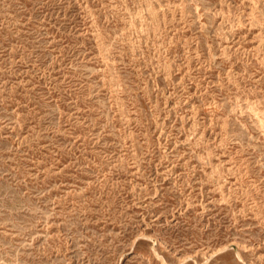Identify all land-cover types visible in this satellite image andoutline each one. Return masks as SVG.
Wrapping results in <instances>:
<instances>
[{
  "label": "rangeland",
  "instance_id": "rangeland-1",
  "mask_svg": "<svg viewBox=\"0 0 264 264\" xmlns=\"http://www.w3.org/2000/svg\"><path fill=\"white\" fill-rule=\"evenodd\" d=\"M0 264H264V0H0Z\"/></svg>",
  "mask_w": 264,
  "mask_h": 264
}]
</instances>
